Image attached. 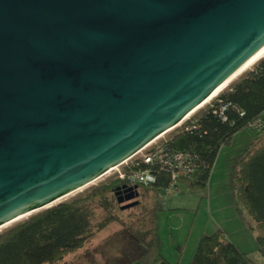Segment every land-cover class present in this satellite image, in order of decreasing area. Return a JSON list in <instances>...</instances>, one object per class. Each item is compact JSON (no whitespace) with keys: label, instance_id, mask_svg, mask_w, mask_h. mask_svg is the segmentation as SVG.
I'll list each match as a JSON object with an SVG mask.
<instances>
[{"label":"water","instance_id":"water-1","mask_svg":"<svg viewBox=\"0 0 264 264\" xmlns=\"http://www.w3.org/2000/svg\"><path fill=\"white\" fill-rule=\"evenodd\" d=\"M263 49L264 0H0V231L143 152Z\"/></svg>","mask_w":264,"mask_h":264},{"label":"trees","instance_id":"trees-1","mask_svg":"<svg viewBox=\"0 0 264 264\" xmlns=\"http://www.w3.org/2000/svg\"><path fill=\"white\" fill-rule=\"evenodd\" d=\"M263 112L264 58H260L162 142L170 150L189 152L195 157L192 175L173 180L157 164L145 163L142 158L129 162L124 166L123 178H111L2 230L0 264H67L64 258L69 253L82 248L110 223H118L140 249V256L127 264H169L156 250L159 197L179 187L204 194L221 147L229 146L236 133L250 127L255 138L234 164L231 181L236 209L252 219L259 231L257 245L264 252ZM144 172L154 176L155 182L136 185L137 203L121 209L117 193L124 185L133 186L130 176ZM188 264L260 263L240 251L218 229L200 237Z\"/></svg>","mask_w":264,"mask_h":264},{"label":"rangeland","instance_id":"rangeland-1","mask_svg":"<svg viewBox=\"0 0 264 264\" xmlns=\"http://www.w3.org/2000/svg\"><path fill=\"white\" fill-rule=\"evenodd\" d=\"M260 58H264V55ZM254 63L244 71L251 69ZM243 72L233 78L220 91L226 89ZM216 95L194 113L200 111ZM262 119L264 122V112L262 113ZM175 131L176 128L156 140V142L166 141ZM238 133L232 140V144H230L231 149H225L233 153L236 152L241 157L250 142L255 138V133L251 127ZM141 158L142 154L139 153L129 162L132 163ZM222 163L221 166H213L204 194L189 192L185 188L179 187L177 190L170 189L159 197V209L156 212L155 223L157 252L169 264H188L195 253L200 237L211 235L218 229L224 231L226 237L240 251L250 255L256 262L264 264V252L259 249L256 242V237L259 234L258 229L250 216L243 211L240 214L236 209L231 181L233 167H228L226 159H223ZM126 165L127 163L121 165L119 169L111 171L85 191L111 178L119 177L120 173L124 174V166ZM129 182L133 186L140 184L130 180ZM85 191L78 195H82ZM135 199L124 201L121 204L122 206L131 204L137 201ZM4 229L6 228L2 230ZM139 256L140 249L136 247L121 226L118 223H110L106 228L97 232L82 248L69 253L64 258V262L67 264H127Z\"/></svg>","mask_w":264,"mask_h":264},{"label":"built area","instance_id":"built-area-1","mask_svg":"<svg viewBox=\"0 0 264 264\" xmlns=\"http://www.w3.org/2000/svg\"><path fill=\"white\" fill-rule=\"evenodd\" d=\"M141 154L142 160L145 163L157 164L161 169L167 171L173 180L179 177L190 176L195 171V157L191 153L170 150L160 142H153ZM144 173L134 174L130 176L129 180L145 183L139 179ZM119 177L123 178V174L120 173Z\"/></svg>","mask_w":264,"mask_h":264},{"label":"crops","instance_id":"crops-1","mask_svg":"<svg viewBox=\"0 0 264 264\" xmlns=\"http://www.w3.org/2000/svg\"><path fill=\"white\" fill-rule=\"evenodd\" d=\"M237 134H239V133H236L235 135H234V137H233V139L235 138V136H237ZM232 139V140H233ZM230 144H232V141H231V143ZM231 145H229V146H223V147H221V149L219 150V152H218V155H217V157H216V160H215V162H214V164H213V166H218V165H222L223 163V159H226V161H227V165H228V167L229 168H232V167H234V164L237 162V160L239 159V157L240 156H238V154L236 153V152H232V151H227L225 148H230L231 149V147H230ZM238 157V158H237ZM213 168V167H212ZM214 170H215V168H214ZM214 170H213V172H214ZM210 182V181H209ZM210 184V183H209ZM155 241H156V237H155ZM156 250L158 251V246H157V241H156Z\"/></svg>","mask_w":264,"mask_h":264},{"label":"bare ground","instance_id":"bare-ground-1","mask_svg":"<svg viewBox=\"0 0 264 264\" xmlns=\"http://www.w3.org/2000/svg\"><path fill=\"white\" fill-rule=\"evenodd\" d=\"M262 55H264V49L261 50L258 54H256L249 62H247L238 72L237 74L234 76L236 77L237 75H239L241 72H243L246 68H248L252 63H254L258 58H260ZM192 114V113H191ZM191 114H189L187 117H189ZM186 119V118H185ZM140 153V152H139ZM138 153V154H139ZM137 154V155H138ZM129 161V160H128ZM127 160L123 161L120 165H117L113 168H111L108 172H106L105 174H103L102 176H100L99 178L93 180L92 182H90L89 184H87L86 186H84L83 188H81L80 190L74 192L73 194L69 195L66 199L78 195L82 192H84L85 190H87L89 187L95 185L100 179H102L105 175H107L108 173H110L113 170L119 169V167L125 163L128 162ZM3 229V228H2Z\"/></svg>","mask_w":264,"mask_h":264},{"label":"clouds","instance_id":"clouds-1","mask_svg":"<svg viewBox=\"0 0 264 264\" xmlns=\"http://www.w3.org/2000/svg\"><path fill=\"white\" fill-rule=\"evenodd\" d=\"M139 179L142 181V182H152L154 183L155 182V177L152 176L151 174H149L148 172H145L143 175H141L139 177Z\"/></svg>","mask_w":264,"mask_h":264}]
</instances>
